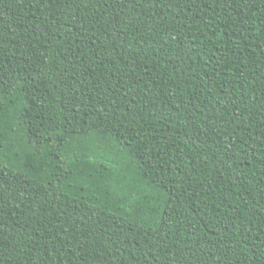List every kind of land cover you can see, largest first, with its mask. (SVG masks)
Masks as SVG:
<instances>
[{
	"label": "trees",
	"instance_id": "16d2710c",
	"mask_svg": "<svg viewBox=\"0 0 264 264\" xmlns=\"http://www.w3.org/2000/svg\"><path fill=\"white\" fill-rule=\"evenodd\" d=\"M0 264H264V0H0Z\"/></svg>",
	"mask_w": 264,
	"mask_h": 264
}]
</instances>
